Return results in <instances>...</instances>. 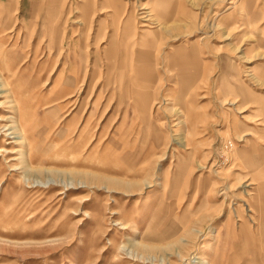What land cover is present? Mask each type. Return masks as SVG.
<instances>
[{
  "label": "rangeland",
  "instance_id": "1",
  "mask_svg": "<svg viewBox=\"0 0 264 264\" xmlns=\"http://www.w3.org/2000/svg\"><path fill=\"white\" fill-rule=\"evenodd\" d=\"M0 88V264H227L264 205V0H0Z\"/></svg>",
  "mask_w": 264,
  "mask_h": 264
},
{
  "label": "crops",
  "instance_id": "2",
  "mask_svg": "<svg viewBox=\"0 0 264 264\" xmlns=\"http://www.w3.org/2000/svg\"><path fill=\"white\" fill-rule=\"evenodd\" d=\"M169 2L170 0H165V4H168ZM144 16L145 15H141V19ZM142 24L145 23L142 22ZM127 31L128 27H124L122 30V37ZM145 41L146 40L143 39V42ZM190 55L193 56L194 53H191ZM184 57V60H182L184 61L182 68L189 62V55H186L185 53ZM251 207L254 209L253 206H250L249 210H252ZM257 212L258 214L255 217L253 216L252 218H249L253 225L247 224L246 221H243L242 225H240L241 240L234 244V250L232 253H229L227 264L230 262L231 258L234 262H237L234 264H264V205L258 206Z\"/></svg>",
  "mask_w": 264,
  "mask_h": 264
},
{
  "label": "bare ground",
  "instance_id": "3",
  "mask_svg": "<svg viewBox=\"0 0 264 264\" xmlns=\"http://www.w3.org/2000/svg\"><path fill=\"white\" fill-rule=\"evenodd\" d=\"M0 91H7V89H5V88H0ZM1 92V93H2ZM15 106V105H14ZM6 119H7V117H6ZM17 124V123H16ZM19 125V124H18ZM17 125V126H18ZM7 126V125H6ZM17 126H15V125H13V126H9L8 128H7V130H11L9 133H8V135H11L12 137H10V138H12L13 139V142H16V143H23L24 141H25V139H24V136L22 135V133L20 132V128H18ZM20 129V130H19ZM6 130V131H7ZM7 135V136H8ZM10 143V142H9ZM15 143V144H16ZM25 143V142H24ZM240 249V248H239ZM236 258V257H235ZM202 260V259H201ZM237 261V260H236ZM204 262H206V261H204ZM234 263H237V262H234L233 260H232V258L230 259V262L228 263V264H234ZM205 264V263H204Z\"/></svg>",
  "mask_w": 264,
  "mask_h": 264
}]
</instances>
